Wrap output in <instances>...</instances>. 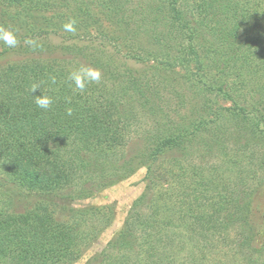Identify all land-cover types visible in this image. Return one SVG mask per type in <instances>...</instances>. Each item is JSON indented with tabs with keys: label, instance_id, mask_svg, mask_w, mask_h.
Wrapping results in <instances>:
<instances>
[{
	"label": "trees",
	"instance_id": "16d2710c",
	"mask_svg": "<svg viewBox=\"0 0 264 264\" xmlns=\"http://www.w3.org/2000/svg\"><path fill=\"white\" fill-rule=\"evenodd\" d=\"M121 1L0 0V26L19 41L0 59L20 57L0 65V264H264V0H140L147 54L74 36L101 5L128 26ZM18 11L50 12L75 31L57 43L50 28L23 32ZM88 70L101 79L81 92L69 75ZM168 82L190 96L186 115L161 105ZM41 95L50 110L36 106ZM139 112L150 127L127 155ZM139 170L141 193L86 255L114 209L58 199H86Z\"/></svg>",
	"mask_w": 264,
	"mask_h": 264
},
{
	"label": "rangeland",
	"instance_id": "374dc122",
	"mask_svg": "<svg viewBox=\"0 0 264 264\" xmlns=\"http://www.w3.org/2000/svg\"><path fill=\"white\" fill-rule=\"evenodd\" d=\"M88 1V0H86ZM90 1V0H89ZM122 4V9L120 10L128 13L129 15V25L125 26L122 24H116L112 22V20L108 16V12L103 10L102 5L100 6V11L93 8V19L94 21H89L87 30L80 28L78 32L74 34L80 37H92L97 38L100 42H103L105 45H108V49L113 51L115 48L120 51L122 54H130V55H141L147 54L155 50V46L146 38V34L142 28L139 27L140 23V0H123L120 2ZM68 12V11H67ZM100 12H103L100 13ZM18 15L19 20L22 23L23 32H30L36 29H49V31H55V35L52 33L53 42L57 43L60 41V37L64 38L66 36V32L62 29H58L55 24L60 23L61 20L58 16L53 15L50 12H41L34 13L33 15H24L21 12H14ZM106 13V14H105ZM108 16V18L106 17ZM49 25L52 27H49ZM73 35V34H72ZM73 36V37H74ZM5 44L3 41H0V49L3 48ZM114 46V47H113ZM112 47L114 49H112ZM114 52V51H113ZM122 55L120 54V58ZM20 57L10 56L3 59H0V65L9 62H15ZM130 66L134 67L137 71H144L145 67L140 64H134L133 62L128 63ZM178 74H180L178 72ZM167 80L177 78V75L168 74L165 75ZM167 87H161L160 94L161 100L163 101L161 105H167L171 109H178L180 114L186 115L188 111V105L192 103L190 101V96L188 93L181 91V88L175 85L174 83H166ZM180 95V96H179ZM182 103L186 102L185 105ZM220 105H224L219 101ZM138 127L136 131L133 133L132 137L128 141L125 152L128 155L134 146H136L139 142V137L141 132L150 127V119L146 117L145 114L139 112L138 118ZM119 158V156L117 157ZM195 160V157H193ZM197 161V160H196ZM198 162V161H197ZM211 162V161H210ZM259 172V171H258ZM144 170H139L136 174L128 177L127 179L115 183L111 186H107L105 188H101L99 190H92L93 195L82 200H73L62 202L61 199H58L60 205L66 203L70 207L73 208H94V209H102V208H112L114 209V216L112 224L104 230V232L100 235L99 239L91 246V248L87 251L86 255H91L94 252L100 250L105 246V244L110 239L111 235L119 228L123 218L126 215V212L131 204V202L141 193L143 183L142 179L144 177ZM259 172V175L261 176ZM86 188H90V185H84ZM78 188H72L59 193V198L61 195L72 194L75 195L76 190ZM59 213L58 217H62L61 207L58 208Z\"/></svg>",
	"mask_w": 264,
	"mask_h": 264
},
{
	"label": "clouds",
	"instance_id": "9594fccd",
	"mask_svg": "<svg viewBox=\"0 0 264 264\" xmlns=\"http://www.w3.org/2000/svg\"><path fill=\"white\" fill-rule=\"evenodd\" d=\"M74 21L70 22L69 24H66L65 30L66 31H70V32H74L75 28H74ZM0 41H3V43L5 44L6 47L9 48H15L17 47L19 41L16 38V34L14 30H10L7 28H4L2 26H0ZM26 44L29 45H34L35 42L32 40H26L25 41ZM69 79L73 81V83L75 84L76 88L79 89L81 92H83L87 86V83H91V82H99L101 79V73L98 70H88L85 76H81L80 74L73 72L69 75ZM55 81L53 80V83ZM39 85L34 84L32 86V90L33 92H35L36 90L39 89ZM52 99L48 96H37L35 98V104L36 106L44 111H48L50 110L51 106H52ZM70 114V112H69Z\"/></svg>",
	"mask_w": 264,
	"mask_h": 264
}]
</instances>
